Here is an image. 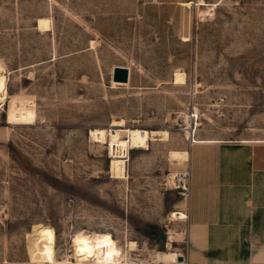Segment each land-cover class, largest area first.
<instances>
[{
	"label": "rangeland",
	"instance_id": "374dc122",
	"mask_svg": "<svg viewBox=\"0 0 264 264\" xmlns=\"http://www.w3.org/2000/svg\"><path fill=\"white\" fill-rule=\"evenodd\" d=\"M0 65L37 115L11 126L0 105V264H76L96 239L118 264L125 249L131 264L184 257L166 183L193 139L264 140V0H0ZM115 66L129 81L113 89ZM113 119L169 133L130 152L126 180L92 133Z\"/></svg>",
	"mask_w": 264,
	"mask_h": 264
},
{
	"label": "crops",
	"instance_id": "0c3cea01",
	"mask_svg": "<svg viewBox=\"0 0 264 264\" xmlns=\"http://www.w3.org/2000/svg\"><path fill=\"white\" fill-rule=\"evenodd\" d=\"M246 140L194 138L187 151L185 264H264V140Z\"/></svg>",
	"mask_w": 264,
	"mask_h": 264
},
{
	"label": "bare ground",
	"instance_id": "6f19581e",
	"mask_svg": "<svg viewBox=\"0 0 264 264\" xmlns=\"http://www.w3.org/2000/svg\"><path fill=\"white\" fill-rule=\"evenodd\" d=\"M212 10V9H211ZM37 30L39 32H47L50 30V20L47 18L37 19ZM1 66V65H0ZM114 69V68H113ZM111 71V88L115 89L120 85H127V83L114 82L112 80ZM128 70V69H127ZM129 71V70H128ZM129 81V80H128ZM7 77L4 70L0 67V105H4V102L9 100L8 109L6 114V124L8 125H35L37 120V115L35 111V103L32 99H24L18 95L10 96L7 91ZM1 109V107H0ZM185 114V113H184ZM185 124L187 129L189 128L190 138L186 137V140L192 139V128H190L189 117L184 115ZM198 124V123H197ZM196 124V126H197ZM92 133L103 141L106 145V150L108 152V170L112 180H126L127 179V162H129L130 152L148 149V144L150 141H167L169 138V133L166 130L158 131H146L140 130L139 128L127 127L126 121L123 119H113L110 125L106 129H94ZM193 143V141H192ZM186 169H181L179 171H185L189 173V165L185 163ZM178 171V172H179ZM176 172V173H178ZM175 173V174H176ZM175 174L170 175L169 180L166 185L171 186V178ZM183 203L184 212L185 202ZM185 213V212H184ZM186 214V213H185ZM187 215V214H186ZM187 220V219H186ZM184 220V221H186ZM169 244H172L173 237L168 238ZM168 250L157 255V261L168 264H185L184 257L173 253L170 247ZM127 249L124 250V257L121 264H131L127 258ZM75 256L76 264H83L84 262L90 264H118L115 261H111L105 257V248L99 239L83 241L75 246ZM182 257V260H178ZM134 264V263H132Z\"/></svg>",
	"mask_w": 264,
	"mask_h": 264
},
{
	"label": "built area",
	"instance_id": "2783aa9c",
	"mask_svg": "<svg viewBox=\"0 0 264 264\" xmlns=\"http://www.w3.org/2000/svg\"><path fill=\"white\" fill-rule=\"evenodd\" d=\"M190 118L195 121L196 115L190 112ZM171 185L173 190L176 192L177 197L185 202L184 212L186 213L188 210L189 204V196H190V181H189V173L179 171L175 174L173 178H171Z\"/></svg>",
	"mask_w": 264,
	"mask_h": 264
},
{
	"label": "water",
	"instance_id": "95a60500",
	"mask_svg": "<svg viewBox=\"0 0 264 264\" xmlns=\"http://www.w3.org/2000/svg\"><path fill=\"white\" fill-rule=\"evenodd\" d=\"M112 80L119 83H127L129 80V71L127 68L115 66L112 73ZM182 257H179L178 260H182Z\"/></svg>",
	"mask_w": 264,
	"mask_h": 264
}]
</instances>
